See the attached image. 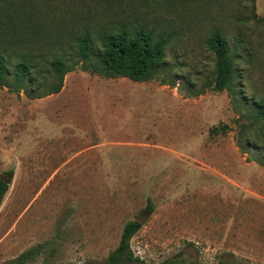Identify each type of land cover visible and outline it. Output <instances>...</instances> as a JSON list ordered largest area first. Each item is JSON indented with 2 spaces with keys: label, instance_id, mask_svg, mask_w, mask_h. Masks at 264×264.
Segmentation results:
<instances>
[{
  "label": "rangeland",
  "instance_id": "374dc122",
  "mask_svg": "<svg viewBox=\"0 0 264 264\" xmlns=\"http://www.w3.org/2000/svg\"><path fill=\"white\" fill-rule=\"evenodd\" d=\"M141 27L171 39L158 80L78 68L44 98L0 88V172L14 170L0 264L37 248L23 264H97L134 219L145 264H264V130L243 152L245 120L211 87L206 45L214 29L228 38L242 112L264 101V0H0V51L33 56L46 84L44 65L74 63L85 32L99 52L103 34Z\"/></svg>",
  "mask_w": 264,
  "mask_h": 264
},
{
  "label": "trees",
  "instance_id": "16d2710c",
  "mask_svg": "<svg viewBox=\"0 0 264 264\" xmlns=\"http://www.w3.org/2000/svg\"><path fill=\"white\" fill-rule=\"evenodd\" d=\"M170 37L165 34H156L153 30L141 27L132 33L123 29L117 33H105L101 38L100 51L94 50V41L89 32H85L76 40L77 60L68 64L64 57L58 56L48 61L44 67L52 74L54 80L46 84V78H41V66L29 54L21 55L20 60L12 62V57L5 51H0V88H7L14 93H24L30 99H40L62 91L65 77L68 73L81 68L84 71L105 78H128L136 82H150L158 80L167 74V48ZM208 49L215 55L214 79L211 87L218 91H227L231 96L234 107L239 111L240 147L243 152L246 147L241 140L248 132L258 126V132L264 130V101L252 102L242 112L240 107L248 101L237 81L236 57L230 48L228 38L218 29H214L206 40ZM167 76V75H166ZM162 83L168 82L167 77ZM173 87H176L172 81ZM243 94V100L238 96ZM255 106V108H254ZM226 126L223 127L225 129ZM246 140L249 138L246 136ZM14 178V170L0 172V207L3 204L10 183ZM154 210L152 201L148 200L146 213ZM141 219L128 221L121 234L118 246L110 252L108 257L97 264H145L140 256L132 249L133 237L143 228ZM39 248L24 252L15 259L16 263L23 264L33 257Z\"/></svg>",
  "mask_w": 264,
  "mask_h": 264
},
{
  "label": "crops",
  "instance_id": "0c3cea01",
  "mask_svg": "<svg viewBox=\"0 0 264 264\" xmlns=\"http://www.w3.org/2000/svg\"><path fill=\"white\" fill-rule=\"evenodd\" d=\"M63 90V89H62ZM76 158V157H75ZM6 196V195H5ZM4 201V200H3ZM2 206V205H1ZM1 208V207H0Z\"/></svg>",
  "mask_w": 264,
  "mask_h": 264
}]
</instances>
